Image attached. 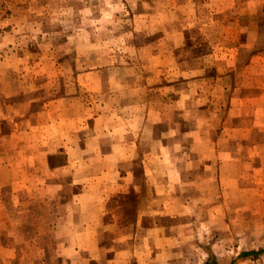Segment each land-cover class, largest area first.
Instances as JSON below:
<instances>
[{
	"label": "crops",
	"instance_id": "crops-1",
	"mask_svg": "<svg viewBox=\"0 0 264 264\" xmlns=\"http://www.w3.org/2000/svg\"><path fill=\"white\" fill-rule=\"evenodd\" d=\"M56 1L18 0L0 43L10 58L0 66V107H11L0 112V249L22 244L29 232L33 241L60 235L62 249L98 250L119 195L137 194L139 218L188 213L197 170H211L213 183L216 163L264 169V47L241 51L243 42L264 41V0H125L129 32L93 39L117 45L110 60L88 70L81 60L58 62L71 57L64 48L76 37L71 54L85 58L91 37L67 33L57 53L48 16L68 1ZM117 1L93 0V8L113 11ZM201 10L224 16L200 18ZM197 28L206 34L189 35ZM182 52L195 61L183 65ZM63 76H72L71 92L57 89Z\"/></svg>",
	"mask_w": 264,
	"mask_h": 264
},
{
	"label": "rangeland",
	"instance_id": "rangeland-1",
	"mask_svg": "<svg viewBox=\"0 0 264 264\" xmlns=\"http://www.w3.org/2000/svg\"><path fill=\"white\" fill-rule=\"evenodd\" d=\"M61 1L63 0L56 2L60 4ZM66 1L68 3L64 9L58 7L51 12V17L48 16L53 19L52 27L56 34L54 43L58 41L56 46L60 49L57 51L55 48V51L63 53L61 48L67 40L60 39H67V33L70 37L83 34L86 38H91L86 45L85 58L76 59L71 54L77 52L76 37L73 39L76 42L71 40L70 49L64 48L69 51L67 54L71 57H60L58 62L77 67L81 60V67L85 70L103 65L104 61L110 60L109 54L106 53L110 52V48H115L117 42L110 38L101 42L93 39L129 32L125 0H118V8L113 11L93 8V0ZM17 2L18 0H0V43L5 35L10 33L11 29L7 23ZM112 12L116 13V17L111 15ZM209 12L201 10L198 17L220 19L224 16L215 14V11ZM80 14L82 20L77 19ZM112 19H115V25L111 24ZM260 21L264 27V10ZM190 34L200 37L199 35L206 32L197 28ZM138 43L141 44L142 41ZM124 44L126 42L122 41V50L125 52ZM241 45V51L247 54L251 49L264 47V41L243 42ZM204 46L205 43H201L198 49L204 50ZM95 53L104 56L95 58ZM181 54L183 65L188 66L195 61L190 60L187 52ZM193 54L197 53L194 51ZM7 60L10 58H5L0 51V66L7 65ZM33 61L29 60L30 63ZM119 76L127 78V81L129 79L125 74ZM153 81L152 78L149 80ZM72 84V76H63L56 80L57 89L61 90L59 92H71ZM120 84L126 91L123 95L129 98L128 84L125 81ZM217 84L221 86V82ZM32 89L33 86L30 90ZM39 96L44 98L43 94ZM15 99L17 101V98ZM85 101L89 105L96 104L94 96L86 95ZM10 109L11 107L2 104L0 112H9ZM7 122L6 130L11 124V121ZM203 129L204 126L202 129L198 127L202 132ZM157 130L159 135L165 130V126L161 125ZM232 146L231 144L230 147ZM199 147L201 148L200 144ZM203 147L205 148V145ZM254 166L255 162L232 163L226 164L222 169L221 165L216 163L213 183L207 177L210 176L211 170H197L196 180H193L194 185L189 195L192 200L184 202L188 213H145V216L139 218L136 193L115 197L108 205L113 213H106L99 229L98 250L62 249L60 235L53 233V241L47 242L45 237H41L44 234H40L39 239L33 241L27 232V239L22 244L17 243V246L14 244L7 249H0V264H264V169L254 171ZM186 187H183V190ZM184 195L186 197L187 194ZM38 232L41 233L40 226Z\"/></svg>",
	"mask_w": 264,
	"mask_h": 264
}]
</instances>
